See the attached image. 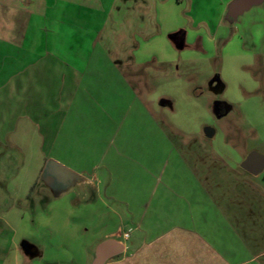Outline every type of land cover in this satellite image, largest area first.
<instances>
[{
  "label": "crops",
  "instance_id": "obj_1",
  "mask_svg": "<svg viewBox=\"0 0 264 264\" xmlns=\"http://www.w3.org/2000/svg\"><path fill=\"white\" fill-rule=\"evenodd\" d=\"M145 2L153 11L167 8L171 0H0V153L18 147L17 138L34 137L41 153L55 150L53 161L84 178L62 188L43 176L44 167L39 192L49 202L72 187L79 192L72 206L78 219L73 235L92 253L85 252L76 264H92L97 245L107 239L121 243L122 252L104 264H264V190L255 180L219 161L212 148L196 161L161 168L153 135H143L141 157L121 162L122 134L103 129L112 106L91 96L99 69L80 66L82 47L91 53L99 39L117 31L118 15L134 29L123 61L141 55V45L164 39L150 35L145 41L144 30L136 29L137 11ZM139 37L140 44L132 45ZM187 37L181 27L164 42L182 50L190 46ZM102 70H114L138 94L130 75L143 69ZM140 105L153 114L147 101ZM82 119L99 129H78ZM114 146L120 151L116 159ZM163 170L173 172L164 176ZM28 245L23 248L30 258L42 254Z\"/></svg>",
  "mask_w": 264,
  "mask_h": 264
},
{
  "label": "rangeland",
  "instance_id": "obj_2",
  "mask_svg": "<svg viewBox=\"0 0 264 264\" xmlns=\"http://www.w3.org/2000/svg\"><path fill=\"white\" fill-rule=\"evenodd\" d=\"M231 1L221 0L216 6L214 0H204L199 7L200 0H171L167 8L153 11L145 2L137 11L136 25L144 30L145 41L150 35L168 37L169 32L183 27L190 46L182 50L165 44L166 37H158L154 43L141 45V55L123 61L124 44L134 29L120 15L115 23L118 30L99 39L91 53L82 47L80 66L99 69L91 96L110 100L112 106L111 121L103 129L122 134L121 147L126 148L121 162L141 157L145 136L153 135L161 168L196 161L204 149L212 148L220 155L219 161L235 165L242 178L255 180L264 190V171L255 177L237 166L253 150L264 154V0L234 21L227 18ZM140 38L132 40V45L140 44ZM228 39L231 43L225 45ZM102 69H143L130 75L138 94L114 70ZM141 99L148 102L152 115L142 108ZM216 99L232 105L222 118L212 111ZM125 109L135 113L129 111L123 118ZM85 112L87 116L88 110ZM206 126L215 129L212 138L207 137ZM78 129L99 128L82 119ZM16 142L19 148L0 153V264L81 262L92 249L84 251L73 235L78 219L72 206L79 192L72 187L47 201L39 193L41 173L48 161L56 160L55 150L41 153L34 137L17 138ZM112 154L116 159L120 151L114 146ZM170 172L163 170L164 176ZM24 244L39 247L42 254L30 258Z\"/></svg>",
  "mask_w": 264,
  "mask_h": 264
},
{
  "label": "water",
  "instance_id": "obj_3",
  "mask_svg": "<svg viewBox=\"0 0 264 264\" xmlns=\"http://www.w3.org/2000/svg\"><path fill=\"white\" fill-rule=\"evenodd\" d=\"M263 0H232L228 5L227 18L236 20L245 11L249 10L253 5L261 3ZM224 104V107H221ZM232 109V105L226 101L215 100L212 111L218 118L226 116ZM207 137L212 138L215 135V129L211 126H206L204 129ZM240 166L247 172L258 175L264 171V154L253 150L240 163ZM45 178L50 181L57 180L63 184L62 188H69L84 180L78 173L68 169L62 164L50 160L44 168ZM55 191L54 194H57ZM122 252L121 243L112 239H107L99 243L95 250V256L92 264H104L109 258Z\"/></svg>",
  "mask_w": 264,
  "mask_h": 264
},
{
  "label": "flooded vegetation",
  "instance_id": "obj_4",
  "mask_svg": "<svg viewBox=\"0 0 264 264\" xmlns=\"http://www.w3.org/2000/svg\"><path fill=\"white\" fill-rule=\"evenodd\" d=\"M231 21V20H230ZM216 100H219V99H216ZM222 101H224V100H222ZM221 107H224V104H221Z\"/></svg>",
  "mask_w": 264,
  "mask_h": 264
}]
</instances>
